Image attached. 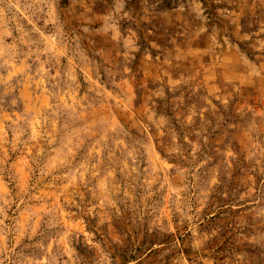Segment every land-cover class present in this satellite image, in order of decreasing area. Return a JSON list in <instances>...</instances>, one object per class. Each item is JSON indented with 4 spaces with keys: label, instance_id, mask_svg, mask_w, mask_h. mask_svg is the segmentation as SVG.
<instances>
[{
    "label": "rangeland",
    "instance_id": "obj_1",
    "mask_svg": "<svg viewBox=\"0 0 264 264\" xmlns=\"http://www.w3.org/2000/svg\"><path fill=\"white\" fill-rule=\"evenodd\" d=\"M0 264H264V0H0Z\"/></svg>",
    "mask_w": 264,
    "mask_h": 264
}]
</instances>
